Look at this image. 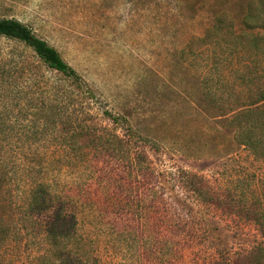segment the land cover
I'll return each instance as SVG.
<instances>
[{"label": "rangeland", "instance_id": "rangeland-1", "mask_svg": "<svg viewBox=\"0 0 264 264\" xmlns=\"http://www.w3.org/2000/svg\"><path fill=\"white\" fill-rule=\"evenodd\" d=\"M251 1L0 0L1 18L26 23L95 90L79 108L96 133L108 128L134 142L117 144L116 155L103 143L89 145L91 166L56 172L45 156L66 146L46 142L35 113L48 85L60 77L67 87L68 80L26 43L0 35V264H43L49 255L54 209L27 208L31 189L48 180L78 218V242L105 263L232 262L264 243L242 211L199 202L181 180L203 174L225 195L264 201V144L259 152L244 146L239 136L250 124L232 121L257 97V86L228 70V37L213 34V43L196 46V58L189 51V41L222 13L240 31ZM217 67L223 74L208 94L203 78ZM106 110L125 118L114 124ZM146 242L160 254L146 252Z\"/></svg>", "mask_w": 264, "mask_h": 264}, {"label": "trees", "instance_id": "trees-1", "mask_svg": "<svg viewBox=\"0 0 264 264\" xmlns=\"http://www.w3.org/2000/svg\"><path fill=\"white\" fill-rule=\"evenodd\" d=\"M234 21L229 13L220 14L202 36H197L189 41V51L196 58L199 55V52H195L197 47H207L213 43L212 38L215 33L229 38L227 54L223 56L228 60V70L232 69L245 82L257 86L253 89L257 97L249 107L236 114L232 121H239L237 126H240L244 120L250 124L249 127L246 126L247 128L243 129V135L240 130L241 137L239 136V138L244 146L257 150L260 144H264V0H252L248 4L241 19L240 31L235 30ZM225 28H227L226 33L223 32ZM0 35L26 43L51 71L55 72L57 76L61 74L68 80L67 87L59 84L60 77L56 82H49L51 84L44 91V104L42 107H38L35 113L36 120H42L43 125L47 127V130L43 127L46 142L51 147L56 143L66 146L63 150L52 151L50 149L45 156L47 164L55 166L56 172L70 167L77 170L86 165L91 166L95 154L85 149L89 145L98 147L103 143L102 145L109 146L110 154L116 155L114 151L117 144L126 146L134 143L131 137L125 139L108 128H103L106 134L100 135V133H96L97 125L93 126L96 123L85 120L87 111L85 112L79 107L84 106L85 103L89 105L91 99L96 97V92L77 70L68 64L56 47L37 36L31 27L16 18L0 17ZM211 52L208 50L205 59L212 60ZM218 60L219 64L223 61L221 56ZM207 64L209 63L207 62ZM221 70L222 68L217 67V73L211 72L208 77L203 78L207 86L206 93L212 92V88L216 84L213 80L220 81L223 74L220 73ZM104 114L114 124H119L125 118L121 114L116 115L108 110L104 111ZM256 122H260V126H257ZM38 133L39 131L36 132V136L40 134ZM139 162L142 161L139 160L137 163ZM135 164V160L131 161L132 167H136ZM181 180L183 186L188 187L189 192L199 202L214 204L232 212L242 211L247 219L257 223L264 236V201L250 200L244 195L236 197L231 191L225 195L221 193L220 187L212 185L203 174L189 173L188 176L181 177ZM51 183L50 180L47 183L44 181L36 183L31 189L30 201L27 204V208L32 212L54 209L52 219L46 229V239L50 246L49 255L43 258V264H110L97 257L93 258L91 249H87L88 245L78 242V238L75 236L78 218L66 209L60 194L54 190ZM83 238L84 236L80 240ZM72 240L74 242H71ZM144 245L146 252L160 254L159 247L148 242ZM69 246H71L70 249H68ZM72 250L74 255L71 254ZM161 252L163 256H166L165 252L162 250ZM213 264H264V243L249 253L237 257L232 262L225 259V261H214Z\"/></svg>", "mask_w": 264, "mask_h": 264}]
</instances>
